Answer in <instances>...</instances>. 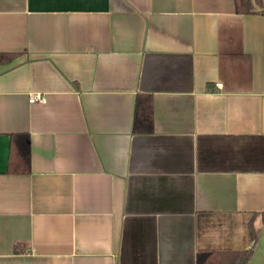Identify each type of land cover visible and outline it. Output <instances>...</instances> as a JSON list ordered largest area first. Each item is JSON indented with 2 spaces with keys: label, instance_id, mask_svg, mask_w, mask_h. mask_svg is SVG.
I'll return each mask as SVG.
<instances>
[{
  "label": "crops",
  "instance_id": "crops-1",
  "mask_svg": "<svg viewBox=\"0 0 264 264\" xmlns=\"http://www.w3.org/2000/svg\"><path fill=\"white\" fill-rule=\"evenodd\" d=\"M0 51V264H264V0H0Z\"/></svg>",
  "mask_w": 264,
  "mask_h": 264
},
{
  "label": "trees",
  "instance_id": "trees-1",
  "mask_svg": "<svg viewBox=\"0 0 264 264\" xmlns=\"http://www.w3.org/2000/svg\"><path fill=\"white\" fill-rule=\"evenodd\" d=\"M262 0H233L234 11H252L261 10ZM15 52L0 51V60H5L14 55ZM131 118L129 128L133 130H147L150 129V96L147 92L134 91L131 108ZM6 156V170L7 171H27L29 168L28 157V135L26 131L16 130L10 131L8 135ZM261 218L264 219V213H261ZM15 249V245L13 247ZM250 247L243 248L239 251L241 253L240 259L236 264H242L249 254Z\"/></svg>",
  "mask_w": 264,
  "mask_h": 264
},
{
  "label": "built area",
  "instance_id": "built-area-1",
  "mask_svg": "<svg viewBox=\"0 0 264 264\" xmlns=\"http://www.w3.org/2000/svg\"><path fill=\"white\" fill-rule=\"evenodd\" d=\"M216 84H220V82H216ZM27 101L31 102V100H39L42 101L43 100V96L41 93L39 92H31L26 96Z\"/></svg>",
  "mask_w": 264,
  "mask_h": 264
}]
</instances>
